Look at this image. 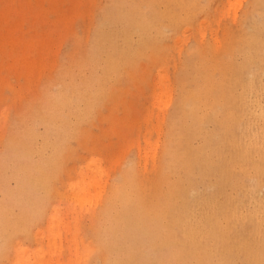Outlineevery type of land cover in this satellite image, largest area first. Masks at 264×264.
Wrapping results in <instances>:
<instances>
[{
  "label": "rangeland",
  "instance_id": "rangeland-1",
  "mask_svg": "<svg viewBox=\"0 0 264 264\" xmlns=\"http://www.w3.org/2000/svg\"><path fill=\"white\" fill-rule=\"evenodd\" d=\"M263 34L264 0H0V264H130L172 249L161 210L146 216L130 196L140 187L150 198L167 151H198L196 134L176 149L191 123L186 95L209 82L223 91L236 68L246 79L233 135L206 144L245 151L247 167L223 162L217 174L232 152L208 164L216 175L197 162L207 178L169 165V186L195 183L164 211L178 223L180 263L200 252L195 264H264V45L243 46ZM214 125L202 122L205 133Z\"/></svg>",
  "mask_w": 264,
  "mask_h": 264
},
{
  "label": "bare ground",
  "instance_id": "bare-ground-1",
  "mask_svg": "<svg viewBox=\"0 0 264 264\" xmlns=\"http://www.w3.org/2000/svg\"><path fill=\"white\" fill-rule=\"evenodd\" d=\"M160 15H163V14H160ZM251 37H252V35L250 37L245 38V42H244L243 46L247 45L249 47H255V46L261 45V47H262L264 45V34L262 36L256 35L255 39L251 38ZM260 37H263V39H260ZM252 40H254V41H252ZM250 41H251V43H249ZM114 56L116 57L115 50H113L111 58H113ZM251 56L254 58L260 57V55L257 54V51H256V53H252ZM235 70L236 71H234L233 75L237 76L238 80L234 81V83H231L230 86H225L223 91L215 93L210 88L211 82H209V83H206L205 85H202V84L195 85V90L191 91V93L189 95H186L185 100L188 101L189 108L185 107L184 111H186V112L184 113V118L187 120H190L191 123L189 125L187 123H185V124H187L186 126H188V127H186L187 130L185 129V134L184 133L182 134V132L180 131L181 129H179V131H177L178 136L176 138V140H177L176 149H177V147L179 148V144L182 141L188 140V143H189V140H191V138H196L195 137V134H196L197 138H200L203 141V143H201L202 145L197 146L199 148V149L196 148V149H198V151L196 150L197 153H195L196 151L193 150L194 151V154H193L192 149H190V151H192V152L189 151V146H191V144L187 145V142L185 143V145H187L188 147L187 146L185 147V149L187 148V150H186V153H184L183 155H179L177 150H175L177 153L176 152L171 153V151H167V153H165L162 168L160 170V173H162V182L159 184V187L153 191V193L150 195V198L149 199L147 198V196H149V195H147L148 194L147 191L141 192L140 187H137V189H136L137 191L133 194V196L132 195L130 196L133 198V201L136 202V210L142 214H145L146 216L150 215L149 214L150 212L153 213L155 210H161V214H160L161 232H163V234L165 233L163 238H162L164 240L163 243H166V242H168L170 244L172 243V247H173L172 249L166 250L164 245L161 244L158 246V249L160 251V254L158 257H151L149 255H143L140 259L133 258L131 261H129L130 264H182L179 262L180 255L182 253L181 248L179 247L180 246L179 237L175 236L176 238L171 239V237L173 235L170 233L171 226L174 225V227H175V225H177L178 223H177V221L174 222L172 215H168L167 213H165L164 208L166 207V211L172 212V208H175V203L173 204V202L176 199H179V197L186 191L187 187H189V186L193 185V183H195V182H193V180H194L193 178H195V177L194 176H193V178L190 177V179L192 178L191 179L192 183H190L191 180L187 179L185 184L182 185V184L176 183L177 185L175 187H171L168 185L169 184L168 183L169 182V175H167L165 173L166 167L175 166V165L179 164L180 168H182L184 171L186 170L187 173L191 172V176L192 175L196 176V173L194 174V172H198L196 169H199V171H200V169L202 168V167H200V165L203 166V163H204V165H206V166H205V168H202V169L205 170L207 168L208 164L211 165L212 162L214 164V161L216 160L217 156H219V155H217V153L218 154L222 153L221 158H223L224 153H225V155L227 153H228V155H231L233 153L234 155L232 154L233 156L232 155L229 156V157H232L229 159L230 160L233 159L234 161L236 159V161L233 163L232 160H231L232 161L231 162L229 159H227V160L221 159V164L216 162L214 165L212 164L213 166L211 165L212 168L216 167V166L218 167L219 164L222 165L225 163L227 166L226 169L229 168L230 170L229 169L228 170L231 172H232V170H235L237 167L239 169H241V171L244 172L245 168L247 167V165L245 163L242 164L244 162L243 159L245 158L244 157L245 155L243 156L245 151L240 149L239 151H237L235 153V151L233 152V151L229 150V152H228V150H226L224 152V150H223V152H224L223 153L220 150L221 151V153H220L219 150L217 151L218 148H214L216 146L212 145L213 146L212 147L211 145L210 146L208 145L209 143L206 144L208 139L211 140V138H213V136L219 135V136H221L220 138H222V139L223 138L229 139V137L231 135H233V130L231 128L232 127V120L234 118V112H233L234 106L233 105L236 103V97L234 96L233 92L237 89L238 86L243 84L242 79H246V73H244L245 71H243V73H242V71L239 68H236ZM199 72L202 73L203 71L199 70L196 73H199ZM94 83L97 87L101 86V88L103 89L107 84V79L101 78V82H100V81H98L97 78H95ZM187 91H188V89H186V92ZM216 105L221 106L222 109H218ZM201 108L210 110L215 115H213L211 113H209V114L201 113L200 112ZM204 117H206V119ZM184 118L181 117L180 120H185ZM204 121H205V123L206 122L211 123V125H213V123H215L214 126L217 128L216 132L215 131L212 132L215 129V127H214V129H212V131H209L207 129V132L205 133L203 128H202V122H204ZM192 124L195 126L194 127L195 129H197L198 128L197 125H199V129L196 131L194 129H192L193 128V126H191ZM216 124L220 127H217ZM219 128L221 129L220 131H219ZM203 133L205 134L204 136L202 135ZM185 135H187L188 138ZM174 136L176 137V135H174ZM183 137H184V139H182ZM222 139H220V140H222ZM211 142H212V140H211ZM193 149H195V148H193ZM187 151H189V153ZM240 151H242V152H240ZM180 152L182 153V151H180ZM238 152H240V153H238ZM190 153L193 155H191ZM241 153H243V154L241 155ZM236 154H238L239 156ZM186 155H188V156H186ZM234 156H236V157H234ZM175 157H177V158H175ZM185 157H186V159H185ZM227 157H228L227 155L224 156V158H227ZM237 157H239L240 161L243 160L242 163L239 162ZM242 157H243V159H242ZM200 159H203L205 161L200 160ZM199 160L201 161V164H200ZM198 161L200 164L199 167H198V163H197ZM202 161H203V163H202ZM205 162H206V164H205ZM236 162L237 163L239 162L238 165H236L237 164ZM240 163H241V166H240L241 168L239 167ZM195 164H197L198 168L195 167V169H193V167L196 166ZM234 164H235V166H234ZM231 165H232V167L233 166L234 167L237 166V167L232 169ZM262 165H264V164H262ZM222 166H223L222 167L223 169L220 167V169H222L221 171H220V169L218 170L219 167L217 168V170H216L217 174L220 172L222 174V171L225 170V167H224L225 165H222ZM208 168L210 169L209 166H208ZM208 168L206 169L207 172L205 171L206 173H208V170H209ZM202 169H201V174H200L201 177L203 174L206 176V174L202 172ZM213 169H210V171L212 172ZM211 172L209 173V175H211L212 173L216 175V172L215 173L214 172L211 173ZM231 172H230V174H231ZM237 172H238V170H237ZM225 173H228V171L225 170ZM232 174L230 175L231 177H229V175L227 177H229L230 179L233 178L235 173L233 174V176H232ZM197 175H198V173H197ZM209 175L206 176V178L209 177ZM205 176H203V178H205ZM226 178H224V179H226ZM229 178L227 180H229ZM233 179L236 180V178H233ZM225 182H223V183H225ZM164 183L166 184V187L163 186ZM173 183H175V181H173ZM173 183H171V184H173ZM29 186H30L31 190L28 193V198H29V200H34L35 199V193H34L35 188L31 183H29ZM144 189H146V188H144ZM128 190H129V188H128ZM179 193H180V196L177 197V195ZM121 196L127 197L126 199L130 198L127 192L123 193ZM144 196H146V197H144ZM123 205H126V203L120 204L121 208L120 207L119 208L122 209L121 212H123L124 209H128V206L123 207ZM117 209H118V205L115 202V212L117 211ZM111 210H113L111 208V206L106 208V211L104 214L105 218H107L109 216V213L111 212ZM124 224H126L125 220H122V224H120V222L115 223L116 234L121 231V229H122L121 225H124ZM119 234H120L119 236H120L121 240L119 241V243H117L116 236H115V240H114V248L115 249H117L121 245V243L125 240V238L127 237V235L123 232H121ZM128 239H129V237H128ZM153 248L157 249V245H154ZM132 249L133 248H131L130 246L125 249L128 256H130L132 254V251H133ZM195 255L196 256L202 255V256L197 257V259H194V261H192V260L186 261L183 264H195V262L196 263H202L206 257L204 254H201L200 252L196 253ZM207 264H211V263L207 262Z\"/></svg>",
  "mask_w": 264,
  "mask_h": 264
}]
</instances>
